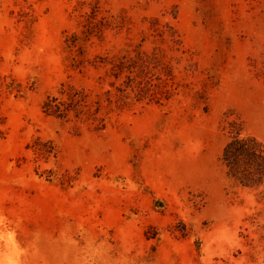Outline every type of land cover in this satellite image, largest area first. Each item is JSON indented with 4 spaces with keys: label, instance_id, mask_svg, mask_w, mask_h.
<instances>
[{
    "label": "rangeland",
    "instance_id": "rangeland-1",
    "mask_svg": "<svg viewBox=\"0 0 264 264\" xmlns=\"http://www.w3.org/2000/svg\"><path fill=\"white\" fill-rule=\"evenodd\" d=\"M238 132L264 142V0H0V261L264 264Z\"/></svg>",
    "mask_w": 264,
    "mask_h": 264
},
{
    "label": "trees",
    "instance_id": "trees-1",
    "mask_svg": "<svg viewBox=\"0 0 264 264\" xmlns=\"http://www.w3.org/2000/svg\"><path fill=\"white\" fill-rule=\"evenodd\" d=\"M57 109L60 105H56ZM222 161L231 177L244 185L259 184L264 178V142L255 136H241L240 132L225 145Z\"/></svg>",
    "mask_w": 264,
    "mask_h": 264
},
{
    "label": "clouds",
    "instance_id": "clouds-1",
    "mask_svg": "<svg viewBox=\"0 0 264 264\" xmlns=\"http://www.w3.org/2000/svg\"><path fill=\"white\" fill-rule=\"evenodd\" d=\"M12 234H9L11 236ZM16 253L12 252L9 254L4 261H0V264H19V261L15 258Z\"/></svg>",
    "mask_w": 264,
    "mask_h": 264
}]
</instances>
